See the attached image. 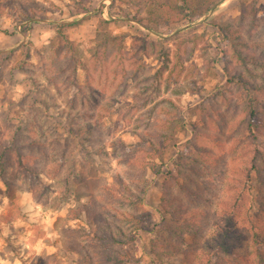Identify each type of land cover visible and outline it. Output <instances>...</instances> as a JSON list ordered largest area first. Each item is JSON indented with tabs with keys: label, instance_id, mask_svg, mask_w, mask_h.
Listing matches in <instances>:
<instances>
[{
	"label": "rangeland",
	"instance_id": "obj_1",
	"mask_svg": "<svg viewBox=\"0 0 264 264\" xmlns=\"http://www.w3.org/2000/svg\"><path fill=\"white\" fill-rule=\"evenodd\" d=\"M139 5L135 0H0V139L13 134L22 142L21 154L13 147V156L0 160V264L84 263L68 243L74 237L70 228L86 225L70 219L69 210L96 201L116 174L138 173L129 161L150 138L163 148L162 156L145 155L143 161L160 165L161 172L146 168L148 189L139 211L145 209L149 218L129 247L134 258L127 264H191L201 255L202 243L213 239L218 227L209 223L219 224L218 217L211 220L222 210L219 193L205 187L208 177L189 181L180 169L187 163L201 169L198 154L185 156L192 137L218 151L229 169L243 159L241 149L219 148L206 134L213 131L230 146L231 130H217L219 121L211 122L210 116L218 119L220 111L246 129L248 120L255 119L252 110L264 106V0H188L194 19L183 16L165 24ZM138 9L147 16L144 24L126 16ZM32 13L37 20H25ZM57 23L75 42L80 60L75 86L69 84L72 64L63 67L68 51L58 46ZM45 33H50L47 42L38 45ZM101 42L112 46L104 61L125 62L123 74L100 70ZM131 65L140 69L135 77ZM118 76L125 78L123 84L115 83ZM80 125L90 126L73 133L72 127ZM256 143L264 150V133ZM255 176L243 209L256 213L261 182ZM168 184L188 201V209L199 207L208 214L202 217L209 226L199 216L198 233L186 234L182 241L166 234L168 221H159L165 216L160 199ZM186 189L196 198L187 200ZM238 224L245 264H258L257 252L264 264V244L251 243L242 216ZM163 235L174 246L191 248L157 256L153 246ZM224 260L239 264L226 254Z\"/></svg>",
	"mask_w": 264,
	"mask_h": 264
},
{
	"label": "trees",
	"instance_id": "obj_2",
	"mask_svg": "<svg viewBox=\"0 0 264 264\" xmlns=\"http://www.w3.org/2000/svg\"><path fill=\"white\" fill-rule=\"evenodd\" d=\"M135 3L140 4L139 6L142 7V10L145 8L144 10L150 13L147 14L148 17L160 21L163 24L175 22L183 16L189 17L191 20L195 17L192 13L193 10L188 5V0H135ZM141 9L131 14L127 13V18L144 24L142 18L147 16L142 13L141 15L139 14ZM37 17V15L32 13L27 14L24 18L25 20H37ZM55 30L59 38V48L64 47L68 51L66 54L68 61L63 64V67L65 68L66 65L70 66L72 64L69 84L75 86L77 83V70L78 66H80V60L74 52L75 42L65 32L62 24L57 23ZM100 45L103 46L100 54H97L99 56L97 60L100 61H96L99 63L100 70L105 73H113L114 76L123 74L125 69H127L125 62L111 61L109 63L108 61H104V54L112 46L105 42H101ZM241 56L245 60L246 57ZM3 59L4 57H0V62ZM134 66H130L132 69V73H130L131 77H135V74L140 72V69ZM122 77L118 76L115 78L118 79L115 82L117 85L125 82V78ZM259 116L264 118V106H259L252 110V117H255V119L248 120L249 124L247 123L246 129H241L242 121H235L234 118L232 121L224 119L220 111L217 112L218 119L214 117V113L210 116L211 122L214 120L219 121L217 130L222 132L231 130L232 143L229 146L219 136H215L217 134L213 131L206 134L208 140H212L219 148L230 147V150L233 151L241 149L240 155L243 159H239L237 166L232 163V169H229L230 166L219 158L218 151L203 146L199 140L194 139L195 137H192V140L188 143L189 146L185 156L187 155L191 158V152L198 154L199 157H197L198 159L196 161H198L201 169L199 172L196 169H190L187 163L180 169L182 176L189 181L195 179L196 176L198 178L208 177L207 181L204 182L205 187L219 193L217 195V204L220 208L222 207V210L217 211V213L213 214L214 217H211V220L218 217L217 221L219 224L215 222L209 223L218 227L213 230V239L202 243L201 255L198 258L194 257L191 264H223L225 254L226 257L234 258L239 264H245L247 259L244 257V253L239 251L241 247L239 241L242 239L241 237L244 233L237 231V228H239L238 221L241 216L246 221L247 227H249L252 233L251 243L264 244V179L261 173L263 171L262 168H264V150L260 149L256 143L259 139V134L264 133V125H261L264 119L258 121ZM89 126L86 125L83 127V125H80L79 127H72V131L75 134H81L82 132H86ZM18 130L19 127H17L16 131ZM244 133L247 134L246 137H243ZM249 137L250 140H248ZM160 138H162V133L158 134L157 141ZM150 139L139 149L137 155H134L135 159H131L132 161H129L130 159L128 160L130 162L129 164H133L138 168V173L129 172L125 175L126 177L121 174H116L113 182L109 185H104L102 191L104 194L97 196L96 201L89 200L69 210L70 219H81L86 225L85 227L73 226L70 228V231L74 233V237L68 243V248L73 253H79L83 256L84 263L81 264H127L128 258L130 260L134 258L129 247L137 239V233L144 229L142 224L148 221L149 218V213L145 209L139 211V208L144 206L148 189L147 177H145L146 168H149L154 174L161 172L160 165L143 161L145 155L150 158L151 155L156 157L162 156L163 148L159 147V145L157 147L154 143H150ZM159 143L162 146V142L158 141ZM13 147L17 148V154H21L22 142L17 141V136L15 137V135L11 134L10 139H0V160L4 158L8 161L13 156H10ZM19 160L23 164L22 158H19ZM242 162H245V164L242 165ZM30 169L35 170V167H30ZM186 170L189 171L184 173ZM257 172L258 175L256 177L255 174ZM167 176L172 178L173 182L175 179V182L178 184L173 171H168ZM254 176L260 179L261 182V189L258 192L259 197L254 199L258 206L256 213L243 209L251 186V179ZM162 192L164 194L160 199V212L165 216L159 222L168 221L169 225L166 229V234L169 237L179 238L182 241L186 234L198 233L200 226H202L200 223L201 220L199 221L200 218L206 223L205 225L209 226L207 220L202 217L208 214L204 213L199 207H191L188 209L186 204L188 201L184 202L175 194V189L172 187V184L166 185ZM186 192L187 200L196 198V194L191 189H186ZM197 200L200 202L207 201L201 198L199 199L198 197ZM136 210H138L137 214L135 213ZM199 216L201 217L198 218ZM167 235H163L162 237L164 238H161V241L156 242L153 246L154 254H158L157 256L161 255V252L165 253V251L167 255L173 256L184 253L188 248H191V246L187 245L177 247L168 243L165 240L167 239ZM248 246L249 242L247 244ZM257 255L260 257L259 264L263 259V254L262 252H257ZM248 264H255V262L251 261Z\"/></svg>",
	"mask_w": 264,
	"mask_h": 264
},
{
	"label": "clouds",
	"instance_id": "obj_3",
	"mask_svg": "<svg viewBox=\"0 0 264 264\" xmlns=\"http://www.w3.org/2000/svg\"><path fill=\"white\" fill-rule=\"evenodd\" d=\"M50 33H45L41 38H40V41H38V45L40 42H47V39L49 37Z\"/></svg>",
	"mask_w": 264,
	"mask_h": 264
},
{
	"label": "built area",
	"instance_id": "obj_4",
	"mask_svg": "<svg viewBox=\"0 0 264 264\" xmlns=\"http://www.w3.org/2000/svg\"><path fill=\"white\" fill-rule=\"evenodd\" d=\"M104 9H105V10H104V11H105V14L108 15V14H109V13H108V6H106Z\"/></svg>",
	"mask_w": 264,
	"mask_h": 264
},
{
	"label": "crops",
	"instance_id": "obj_5",
	"mask_svg": "<svg viewBox=\"0 0 264 264\" xmlns=\"http://www.w3.org/2000/svg\"><path fill=\"white\" fill-rule=\"evenodd\" d=\"M1 259H3V258H1Z\"/></svg>",
	"mask_w": 264,
	"mask_h": 264
}]
</instances>
